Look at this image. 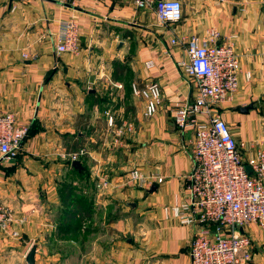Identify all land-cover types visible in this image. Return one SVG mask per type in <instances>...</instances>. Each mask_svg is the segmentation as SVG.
<instances>
[{
	"label": "crops",
	"instance_id": "obj_1",
	"mask_svg": "<svg viewBox=\"0 0 264 264\" xmlns=\"http://www.w3.org/2000/svg\"><path fill=\"white\" fill-rule=\"evenodd\" d=\"M235 3L183 0V21L158 26L153 9L129 0H0V109L15 112L30 127L17 159L0 156V197L9 210L0 233V264H27L34 243L37 264H72L71 250L82 245L71 239L75 231L114 234L92 242L95 264H190L194 227L182 223L174 208L189 199L186 178L194 167L196 131L178 124L176 107L192 99L197 86L180 65L187 59L185 47L171 40L203 34L210 26L232 39L239 87L214 108L229 122L245 158L264 148V19L247 21ZM72 19L80 42L95 41L101 51L83 46L56 53L61 23ZM250 24L257 30L248 31ZM27 51L35 58L24 59ZM125 59L132 67L116 74L115 63ZM123 75L140 85L158 81L162 90L152 115H145L143 98L133 100L136 115L125 119L131 132L111 125V113L103 108L104 98L120 95ZM251 102L248 111L241 109ZM82 114H89L88 123L80 122ZM81 149L78 160L84 159L89 178L73 177L72 154ZM134 167L152 184L128 182ZM100 175L111 179L106 191L96 188ZM67 192L72 195L66 202ZM70 211L74 216L67 217ZM242 231L252 240L250 264H264V227L249 223ZM131 245L141 249L134 252Z\"/></svg>",
	"mask_w": 264,
	"mask_h": 264
},
{
	"label": "built area",
	"instance_id": "obj_2",
	"mask_svg": "<svg viewBox=\"0 0 264 264\" xmlns=\"http://www.w3.org/2000/svg\"><path fill=\"white\" fill-rule=\"evenodd\" d=\"M129 1L137 8L153 9L157 22L163 26L175 25L184 19L183 0ZM80 37L75 20L63 21L56 53H76ZM171 42L185 47L187 59L180 65L187 75L194 77L197 86L194 97L176 107L178 124L182 128L194 127L196 131L194 167L186 178L189 199L174 208L182 223L194 227L190 264H250L252 240L242 229L249 223L264 227V148H257L245 158L229 122L214 108L231 98L239 87L240 61L234 42L231 38L224 40L215 26L207 27L203 34L176 36ZM23 56L35 58L28 51ZM133 89L145 100V115L154 114L162 95L159 82L151 80L144 85L134 82ZM109 123L113 124L112 115ZM28 133L29 125L19 123L15 112L0 109L3 159L17 156ZM83 153L81 149L72 154V160L79 159ZM126 178L130 183L152 184V177L145 176L139 167L130 169ZM155 178L163 181L162 177ZM111 185L109 177L100 175L96 188L106 191ZM8 221L9 210L0 197V233Z\"/></svg>",
	"mask_w": 264,
	"mask_h": 264
},
{
	"label": "rangeland",
	"instance_id": "obj_3",
	"mask_svg": "<svg viewBox=\"0 0 264 264\" xmlns=\"http://www.w3.org/2000/svg\"><path fill=\"white\" fill-rule=\"evenodd\" d=\"M231 3H235L234 5H236V7L240 6L243 9H245V11H241V13L243 15H245L247 21H251V20H260V19H264V0H246L245 4H239L238 0H230ZM157 25L160 26L161 24H159L157 22ZM258 27L257 26H253V25H249L248 26V31H251V29H256ZM257 30V29H256ZM253 33L255 32L252 31ZM83 46H85V48H90L91 50H95V52L101 51L102 49L100 48L99 44L97 42H89L87 41L83 43H80V48H82ZM117 47H114L113 50H117ZM124 48V45H122L120 48H118L119 50H122ZM130 49L133 50V46L132 44L130 45ZM70 53V52H67ZM71 54V53H70ZM24 58V56H23ZM25 59V58H24ZM132 63L129 62L127 59H125L124 61H117L115 63V69H119L120 67H124L125 69H128L129 67H132L131 65ZM120 80L124 82L123 87H121V93L120 95H117V97L115 98V100H111L108 98H104L103 100V108H106L109 110V113H111L110 115L113 116V124L116 125H121L123 127H125L126 130L128 131H132L133 127L131 123L125 122L127 118L129 119H133L134 116L136 115V105L134 103L133 100H137L139 98H142L141 96L135 94L134 89H133V84L138 83L136 80L131 79L130 75H123L120 77ZM125 91V93H124ZM124 93V95H123ZM110 96V93H106V97ZM108 116V114H107ZM109 120V119H108ZM112 125V124H111ZM235 135V134H234ZM21 152V150H20ZM20 152L17 154L16 157H14L13 159H17L20 156ZM78 160V159H77ZM75 161V160H73ZM73 177L78 178L76 175H74ZM130 238L132 237L131 234ZM114 237V234L112 233H108L105 231V234H103V237L100 238V235L97 234V236H94V234L92 233H86V234H77L75 236H71V239H76L82 242V245H80L82 249H72V253L75 255L72 259V264H95V260L93 258L92 255L89 254H93V250L91 249L92 247V242L95 241V238L97 239V241L101 240V241H106V240H110ZM62 239L65 238H69L68 236H61ZM121 240H124V236H121ZM77 245V243H76ZM65 247V245H64ZM72 247L74 248V245H72ZM93 248V247H92ZM131 250H134V252H139L138 250L141 249V246L139 245H131L130 248ZM67 250H63L60 251V254H66ZM68 253V252H67ZM87 254V255H86ZM90 256L89 259H86L87 256ZM137 261V259H136ZM128 264H132V263H128ZM137 264V263H134Z\"/></svg>",
	"mask_w": 264,
	"mask_h": 264
},
{
	"label": "water",
	"instance_id": "obj_4",
	"mask_svg": "<svg viewBox=\"0 0 264 264\" xmlns=\"http://www.w3.org/2000/svg\"><path fill=\"white\" fill-rule=\"evenodd\" d=\"M122 45V42L120 43V46ZM253 103H249L245 106H243L241 109L244 110V111H248L250 108L253 107ZM72 165L78 169V170H82L83 169V165L81 163L80 160H75L72 162ZM248 171L251 172V169L250 167H248ZM157 189L156 185H154L151 189H150V192H153ZM131 206H135L136 203H130ZM37 250H38V244L34 243L30 249L28 250V252L26 253V256H25V260L27 262V264H37V261H36V254H37Z\"/></svg>",
	"mask_w": 264,
	"mask_h": 264
},
{
	"label": "trees",
	"instance_id": "obj_5",
	"mask_svg": "<svg viewBox=\"0 0 264 264\" xmlns=\"http://www.w3.org/2000/svg\"><path fill=\"white\" fill-rule=\"evenodd\" d=\"M121 70H125V68L124 67H122L121 68ZM118 69H116V74L118 73ZM120 72H122V71H120ZM88 115L89 114H82V116H80V122H82L83 124H86V123H88ZM85 117H87V119L85 118ZM29 132H30V127H29ZM29 134V133H28ZM84 156H85V154H84ZM83 163H84V159L83 158H81L80 159ZM74 175H76L78 178H80V177H87V178H89V175L87 174V172H86V169L83 167V169L80 171V170H78V169H76V168H74ZM67 186V188H72V186H71V184H66ZM71 195H72V193L71 192H67L66 193V195L65 196H67L66 197V202H67V200H69V198L71 197ZM73 199V198H72ZM65 200V199H64ZM73 201V200H72ZM74 213H73V211L71 212H68V213H66V216L68 217H70V216H74L73 215ZM73 218V217H72ZM78 234V232L77 231H75L73 234H72V237L73 236H75V235H77Z\"/></svg>",
	"mask_w": 264,
	"mask_h": 264
},
{
	"label": "clouds",
	"instance_id": "obj_6",
	"mask_svg": "<svg viewBox=\"0 0 264 264\" xmlns=\"http://www.w3.org/2000/svg\"><path fill=\"white\" fill-rule=\"evenodd\" d=\"M175 7H177V8H178V5H177V6H175Z\"/></svg>",
	"mask_w": 264,
	"mask_h": 264
}]
</instances>
